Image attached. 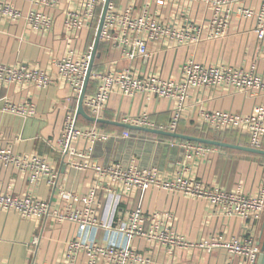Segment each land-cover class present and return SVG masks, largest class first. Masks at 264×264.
Returning a JSON list of instances; mask_svg holds the SVG:
<instances>
[{
  "label": "crops",
  "instance_id": "crops-1",
  "mask_svg": "<svg viewBox=\"0 0 264 264\" xmlns=\"http://www.w3.org/2000/svg\"><path fill=\"white\" fill-rule=\"evenodd\" d=\"M113 1L119 9H124L130 0ZM81 2L82 0H59L56 7L43 9L53 17V26L49 31L28 27L24 18L0 19V61L12 65L50 66L55 72L51 67L53 59L68 53L76 58L88 51L96 38L95 27L72 31L65 27L66 13L79 11L83 5ZM11 3L25 13L34 9L25 0H12ZM263 3L264 0H234V7L236 10L238 7L248 6L259 11ZM142 4L143 0H138L137 8L142 7ZM153 11L158 22L175 28L187 25L188 20L206 26L211 15L210 8L199 2L168 1L162 7L153 6ZM256 26V16L247 18L235 11L223 37L209 38L204 31L197 42L179 44L170 39L150 41L148 49L152 55L147 61L123 58L118 49L100 41V57L95 60L93 69L120 71L130 68L140 75L154 71L163 78H180L184 63L193 59L203 64L224 63L264 76V38L258 37ZM95 91L96 83L89 81L86 94L91 95ZM7 99L16 104H35L36 115L25 118L4 111ZM78 101L79 98L63 82H56L46 89L30 84L0 85V144L3 147L10 146L16 154L44 157L54 167L58 177L57 186H51L45 180L31 186L21 170L0 164V191H10L17 195L32 193L47 201L51 211H62L65 207L63 191L83 198L91 189H95L98 197L96 217L99 221L110 224V228L92 227L85 236L99 244L126 245V238L116 231V227L129 211L137 208L146 213H169L171 218L167 220L168 227L192 243L213 235L231 238L243 232L241 219L224 217L204 198L157 187L126 190L113 184L109 178L101 179L91 167H75L73 161L101 165L120 163L125 167L134 165L141 171L156 169L161 176L170 178L177 170L178 163L185 157V151L179 146L185 139L98 122L99 128L109 135L107 140L73 142L71 148L83 153L81 157L63 152L64 147L56 141L70 113H76L81 127L91 128L96 122L77 114ZM263 104L264 93L261 92L229 87L194 89L186 101L177 133L249 146V137L244 131L214 130L204 125L201 113L231 111L249 115L254 108ZM174 108L175 101L167 98L148 100L142 94L123 96L114 93L103 118L122 123V117L147 112L150 119L162 128H145L171 132L167 126ZM86 112L88 113L87 110ZM126 131L130 132V137L125 136ZM209 146L214 147L211 153L198 155L188 163L192 177L212 188L229 189L241 184L246 194L257 190L264 176V154ZM259 150L264 151V147ZM117 199L118 205L115 206ZM74 208L82 209L83 202L74 204ZM259 230L262 243L264 220L259 224ZM79 235V225L72 221L45 217L26 219L14 211L0 209V264H62L68 242ZM131 247L138 249L146 262L130 264H227L230 260L231 264H241L239 256L232 258L222 248L212 252L204 249H176L170 254L164 248L143 239L133 241ZM88 257V253L81 252L76 264H87ZM97 264L109 263L99 261Z\"/></svg>",
  "mask_w": 264,
  "mask_h": 264
},
{
  "label": "built area",
  "instance_id": "built-area-1",
  "mask_svg": "<svg viewBox=\"0 0 264 264\" xmlns=\"http://www.w3.org/2000/svg\"><path fill=\"white\" fill-rule=\"evenodd\" d=\"M11 1L0 0V19L24 18L27 26L32 29L51 30L53 17L44 10L56 7L59 0H25L34 6V9L28 13L18 10ZM106 1L82 0L83 5L79 11L66 13L65 27L68 31L94 28ZM168 1L204 3L211 10L208 24L204 26L188 20L187 25L180 28L162 25L156 20L153 6L162 7ZM137 2L138 0H130L124 9H119L114 1L110 0L100 36V41L118 49L123 58L132 61L150 59L152 55L148 49L150 41L170 39L179 44L197 42L204 31L209 38L223 37L227 33L235 11L247 18L256 16V33L260 39L264 38V3L259 11H255L248 6H241L235 10L234 0H143L140 8H137ZM92 51L93 45L79 57L75 58L72 53H68L53 59L51 67L55 72L50 66L45 68L41 65H12L0 61V85L30 84L39 89H46L56 82H63L78 99L88 74ZM90 81L96 83V91L91 95L86 94L83 104L95 119L104 117L109 99L114 93L123 96L142 94L148 100L167 98L175 101L172 118L167 126L171 132H177L186 108V101L194 89L229 87L264 93V76H258L254 71L234 68L224 63L203 64L193 59L184 63L180 78H163L154 71L140 75L130 68L120 71L93 69ZM3 110L25 118L33 117L37 113L36 105L33 103L16 104L8 99ZM201 120L204 125L220 132L244 131L249 137L250 147L255 149L264 147V104L254 108L249 115L231 111H204L201 113ZM121 122L162 128L150 119L147 112L137 116L122 117ZM125 136L130 137V132L126 131ZM108 138L109 135L99 128L97 122L91 128L79 126L74 112L67 116L56 142L64 147L63 152L81 157L83 153L71 148L73 142L81 140L95 142ZM179 146L185 151V157L178 163L177 170L170 178L161 176L156 169L141 171L134 165L125 167L120 163L101 165L79 164L73 161V165L77 168L91 167L101 179L109 178L113 184L126 190H148L157 187L174 193L204 198L224 217L241 219L244 230L240 235L231 238L213 235L192 243L168 227L167 220L171 218L169 213H146L137 208L129 211L121 224L116 227V231L126 238V245L99 244L85 236L92 227L110 228V224L103 223L96 217L98 197L95 189H91L83 198L72 192L63 191L62 199L65 201V207L62 211H51L47 201L32 193L17 195L10 191H0V209L14 211L26 219L45 217L78 223L80 235L68 242L65 261L62 264H76L81 252L89 255L87 264H97L99 261L109 264L145 263L146 259L138 249L131 247L133 241L140 239L155 243L157 247L164 248L165 252L170 254L176 249H204L212 252L222 248L227 250L232 258L239 256L241 264H257L262 252L259 224L264 220V176L257 190L250 194L244 192L241 184L229 189L208 187L189 174L188 163L198 155L211 153L214 147L188 140L181 141ZM0 164L21 170L31 186H36L41 180H45L51 186H57V172L40 155L16 154L10 146L3 147L0 144ZM79 202H83V208H74V204ZM114 205H118V199L115 200ZM227 264H231V260Z\"/></svg>",
  "mask_w": 264,
  "mask_h": 264
},
{
  "label": "water",
  "instance_id": "water-1",
  "mask_svg": "<svg viewBox=\"0 0 264 264\" xmlns=\"http://www.w3.org/2000/svg\"><path fill=\"white\" fill-rule=\"evenodd\" d=\"M110 0H107L104 7H103V11H102V15L100 18V22L98 25V29H97V33H96V38L93 44V51H92V56H91V61H90V66L88 69V74L85 80V84L83 87V90L79 96V101H78V106H77V114L78 115H82L85 118H87L90 121H96L98 123H112V124H117L120 125L122 127L125 128H129V129H133V130H141V131H146V132H150V133H154V134H161V135H168V136H172L175 138H179V139H185V140H191V141H195V142H200V143H205V144H209V145H215V146H219V147H226V148H232V149H237V150H241V151H247V152H251V153H259V154H264L263 150H259V149H255L249 146H244V145H239V144H233V143H228L225 141H220V140H214V139H210V138H205V137H197V136H189V135H183L177 132H168V131H162V130H157V129H150V128H145V127H139V126H134V125H129V124H122V123H115L113 121H109L106 120L104 118H100V119H95L94 117L90 116L85 108H84V98L87 92V87L90 81V74L94 68V64H95V60L97 58L100 57V54L98 53V48L100 45V36H101V31H102V27H103V23H104V19H105V15H106V11H107V7L109 4ZM262 246V253L259 257V261L258 264H264V239L261 243Z\"/></svg>",
  "mask_w": 264,
  "mask_h": 264
},
{
  "label": "rangeland",
  "instance_id": "rangeland-1",
  "mask_svg": "<svg viewBox=\"0 0 264 264\" xmlns=\"http://www.w3.org/2000/svg\"><path fill=\"white\" fill-rule=\"evenodd\" d=\"M100 18H101V16H99V19H98L97 24H96V26H95V32H96L97 29H98V25H99V22H100Z\"/></svg>",
  "mask_w": 264,
  "mask_h": 264
}]
</instances>
